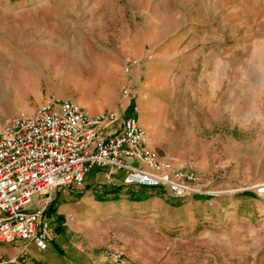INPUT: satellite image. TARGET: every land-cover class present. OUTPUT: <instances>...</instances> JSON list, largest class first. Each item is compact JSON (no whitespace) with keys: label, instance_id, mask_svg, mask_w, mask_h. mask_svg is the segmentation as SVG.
I'll use <instances>...</instances> for the list:
<instances>
[{"label":"rangeland","instance_id":"obj_1","mask_svg":"<svg viewBox=\"0 0 264 264\" xmlns=\"http://www.w3.org/2000/svg\"><path fill=\"white\" fill-rule=\"evenodd\" d=\"M53 97L116 117L133 101L149 148L221 201L195 231L157 235L149 264H264V0H0V128ZM65 223V254L30 245L35 263L138 264L110 237L120 251L93 262Z\"/></svg>","mask_w":264,"mask_h":264},{"label":"built area","instance_id":"obj_2","mask_svg":"<svg viewBox=\"0 0 264 264\" xmlns=\"http://www.w3.org/2000/svg\"><path fill=\"white\" fill-rule=\"evenodd\" d=\"M93 168L102 170L109 186L118 181L171 199L214 195L191 165L174 166L158 157L135 116L89 115L74 102L53 97L0 128V245L25 242L46 250L56 238L43 219L50 200L36 204L35 196L51 199L60 189L75 190ZM254 194L264 199V185ZM110 254L115 261L122 257ZM0 264L35 263L26 246L10 258L0 252Z\"/></svg>","mask_w":264,"mask_h":264},{"label":"crops","instance_id":"obj_3","mask_svg":"<svg viewBox=\"0 0 264 264\" xmlns=\"http://www.w3.org/2000/svg\"><path fill=\"white\" fill-rule=\"evenodd\" d=\"M164 159L172 160L167 155H164ZM133 190L139 192L140 189ZM65 192L73 195L74 199H67L63 194ZM76 195L77 191L67 189L58 193L62 201L58 206V215L64 217L65 225L74 233L73 245L93 262V259L99 256L100 249L105 248L104 252L107 254L110 248L120 251L118 247L106 243L105 237H110L122 244L120 248L128 260L137 259L138 264H149L150 259L157 260V235L171 242V236L177 235L175 231L178 227L183 228V234L193 232L197 224L211 221L221 205V201L213 197L198 195L184 199H165L150 190L138 194L141 199L137 201L132 200L129 194L124 192H121L118 200L105 201H98L91 190L85 191L80 199H75ZM38 196L39 201L36 204L47 200V195ZM121 228L125 229L126 235H120ZM130 228L137 229L139 237H130L128 234ZM30 245L34 244L17 242L14 245L17 250L12 257L26 246L29 249ZM0 252L3 254L1 249Z\"/></svg>","mask_w":264,"mask_h":264},{"label":"trees","instance_id":"obj_4","mask_svg":"<svg viewBox=\"0 0 264 264\" xmlns=\"http://www.w3.org/2000/svg\"><path fill=\"white\" fill-rule=\"evenodd\" d=\"M134 108H135L134 103L133 101H131L128 107L126 108L123 116L129 117L133 115L136 117V115L134 114ZM96 186H98L99 191L95 190V188H97ZM124 188H126L127 190L126 193L129 194V197L134 201L141 199V197H139L138 194L144 192V189H140L139 192H136L135 190H133V188L125 187L122 184H120V182L118 181L114 186H109L106 183H104L102 170L99 168H93L90 172H88L85 175L84 184L82 186L75 187V191H77V195H76L77 199H80L85 191L91 190L98 201H105L107 199L118 200L119 195L121 194V192H123ZM61 190L63 189L57 191L55 199L51 201L46 207L43 214V219L47 220L51 224V226L53 227L56 233V238L51 240L49 245L53 244L54 248L58 251V253L64 255L65 251L58 242L60 237H63L66 240L68 238L65 232L66 229L64 227V217L58 215V206L62 203V201L59 199L58 193ZM243 195L254 197V194L251 192H245Z\"/></svg>","mask_w":264,"mask_h":264}]
</instances>
